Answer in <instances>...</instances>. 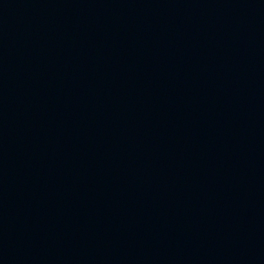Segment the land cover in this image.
Returning a JSON list of instances; mask_svg holds the SVG:
<instances>
[{
    "label": "water",
    "instance_id": "obj_1",
    "mask_svg": "<svg viewBox=\"0 0 264 264\" xmlns=\"http://www.w3.org/2000/svg\"><path fill=\"white\" fill-rule=\"evenodd\" d=\"M0 264H264V0H0Z\"/></svg>",
    "mask_w": 264,
    "mask_h": 264
}]
</instances>
